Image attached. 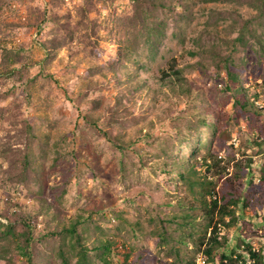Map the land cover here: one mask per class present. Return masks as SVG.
<instances>
[{
    "label": "trees",
    "instance_id": "16d2710c",
    "mask_svg": "<svg viewBox=\"0 0 264 264\" xmlns=\"http://www.w3.org/2000/svg\"><path fill=\"white\" fill-rule=\"evenodd\" d=\"M32 1L0 0V79L13 81L0 95L13 94L0 119L15 132L14 143L0 142V263L196 264L201 256L203 264H264V106L243 78L253 57L264 83V0H126L114 17L100 14L99 0H79L75 22L71 9L58 14L64 0L21 15ZM100 1L106 9L115 0ZM48 23L51 36L40 38ZM32 32L44 65L81 33L87 65L65 91L75 126L104 140L121 179L142 171L160 179L166 196L149 199L143 215L129 218L112 202L65 215L61 195L44 196L46 161L83 155L70 147L75 129L53 138L46 113L20 111L36 82L50 87L42 69L30 74ZM22 191L24 201L13 196ZM131 238L151 240L156 253Z\"/></svg>",
    "mask_w": 264,
    "mask_h": 264
},
{
    "label": "rangeland",
    "instance_id": "374dc122",
    "mask_svg": "<svg viewBox=\"0 0 264 264\" xmlns=\"http://www.w3.org/2000/svg\"><path fill=\"white\" fill-rule=\"evenodd\" d=\"M48 0H33L27 2L22 8L21 15H26V7L30 6H47ZM80 3L79 0H64V6L59 9L58 14L66 12V9H71V20L75 22V16L72 7L74 4ZM101 1L96 2V7L100 9L102 16L109 15H123L128 10L126 0H115L109 8L103 9L100 7ZM91 14L90 17H93ZM52 27L46 24L40 38L51 36L49 35ZM21 36V30L19 31ZM81 33L75 34L74 39L69 40L68 46H62L57 49L55 55L45 65L42 60L46 57L45 50L41 49L35 40H32L35 34L31 33V43L29 50L32 60L35 65L30 70L33 75L42 69L45 75H50V87L45 91L39 88L40 81L36 82L31 97L32 103L21 102L20 111L24 116L33 117L36 113H46L52 123L50 127L51 136L54 138L56 135L63 131H72L75 129L76 138L72 141L70 147H75L80 150L83 156L72 157L69 159H60L56 161L53 166L51 160H47L44 164L43 182L46 185L44 196L48 199L54 194L61 195L58 199L61 203L62 214L69 215L77 207H84L92 209L98 207L101 203L112 202L115 208L122 209L129 218H136L143 215L149 199L152 201H160L165 195V188L158 183L159 178L141 173H127L126 179H121L116 165V156L107 144L101 138L93 135L85 128H79L76 125L77 112L73 105L67 100L65 91H71L75 88L78 82L77 76L81 74L86 68L87 63L82 59L83 52L81 50L82 43L77 39ZM173 45V43H170ZM174 55L179 56L180 48L173 46ZM107 49L111 51L113 48L105 41L99 42V49ZM75 50L73 54L71 52ZM104 51V50H103ZM108 59V56L103 52L99 63H103ZM80 61V62H79ZM79 62V63H78ZM76 67L74 68L73 66ZM244 83L250 88V92L259 94V101L261 106H264V83L261 81V68L257 67L253 57H248L247 70L243 75ZM13 81L8 78L0 79V95L11 89ZM206 88H212L210 84L205 85ZM22 85H16L13 90L20 97ZM106 94V92H103ZM21 98V97H20ZM13 100V94H7L6 98L0 99V107L5 106L10 100ZM36 104H41L36 110ZM57 122V127L53 123ZM46 128L41 126V129ZM11 125L6 120L0 119V142L7 141L14 143L15 139H9V136L14 135V130L8 132ZM77 135L84 137L85 144L81 143ZM52 141V140H51ZM89 163H91L89 165ZM147 171V170H146ZM64 191V192H63ZM63 192V195H62ZM14 197H18L24 201V192H13ZM3 199L2 197H0ZM3 202V200H1ZM0 202V206L2 205ZM31 204V200L27 201ZM138 207V208H136ZM97 217V216H94ZM99 223L104 225V219H100ZM232 238H235L238 233H234ZM260 242L256 241L254 244L258 246ZM127 244H134L136 247H145L152 253H156L154 244L151 240L141 238L136 240L131 238ZM126 244V245H127ZM201 256L197 257L196 264L202 263ZM1 264V263H0Z\"/></svg>",
    "mask_w": 264,
    "mask_h": 264
},
{
    "label": "built area",
    "instance_id": "2783aa9c",
    "mask_svg": "<svg viewBox=\"0 0 264 264\" xmlns=\"http://www.w3.org/2000/svg\"><path fill=\"white\" fill-rule=\"evenodd\" d=\"M201 264H203V261H202V263Z\"/></svg>",
    "mask_w": 264,
    "mask_h": 264
}]
</instances>
